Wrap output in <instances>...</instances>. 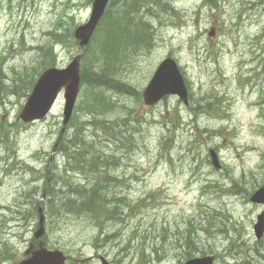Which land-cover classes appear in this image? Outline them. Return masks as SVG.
Returning <instances> with one entry per match:
<instances>
[{"label": "rangeland", "instance_id": "rangeland-1", "mask_svg": "<svg viewBox=\"0 0 264 264\" xmlns=\"http://www.w3.org/2000/svg\"><path fill=\"white\" fill-rule=\"evenodd\" d=\"M91 2L0 0L8 91L0 92V264L36 247L37 208L41 240L63 251L65 264H100L98 256L183 264L205 255L215 264H264V233L256 240L252 229L264 206L248 199L264 184V0H159L128 15L129 6L110 0L81 52L72 33ZM112 17L127 34L138 26L147 43L107 46ZM101 46L114 50V86L81 83L65 125L62 96L44 118H18L42 68L80 54L88 73L104 62ZM167 56L184 75L188 104L169 95L147 106L141 92ZM101 96L108 107L94 104ZM97 183L108 188L106 217L62 207Z\"/></svg>", "mask_w": 264, "mask_h": 264}, {"label": "water", "instance_id": "water-1", "mask_svg": "<svg viewBox=\"0 0 264 264\" xmlns=\"http://www.w3.org/2000/svg\"><path fill=\"white\" fill-rule=\"evenodd\" d=\"M109 0H93L91 12L88 20L77 26L73 31V36L78 40L82 50L85 49L98 21L102 17ZM79 56L76 55L64 68L49 67L38 76L31 92L27 96L19 113V118L25 122H32L43 118L50 110L58 92L62 90L64 100L63 105V124L69 120L76 96L79 91ZM175 94L185 104L187 103V90L183 77L171 57L164 58L156 67L150 80L142 91V98L145 104H153L164 95ZM209 156L214 167L219 168L220 164L216 152L209 149ZM252 203L264 204V185L259 187L250 196ZM39 226L34 232V238H40L44 232L42 210L38 208ZM254 234L259 239L264 230V214L260 212L256 216V222L253 225ZM32 247V246H31ZM28 248L25 253L30 255L22 259L18 264H63L65 257L59 250H48L43 247L40 241L37 249ZM101 264H110L106 259L100 257ZM183 264H213V256L207 255L198 258H191Z\"/></svg>", "mask_w": 264, "mask_h": 264}, {"label": "trees", "instance_id": "trees-1", "mask_svg": "<svg viewBox=\"0 0 264 264\" xmlns=\"http://www.w3.org/2000/svg\"><path fill=\"white\" fill-rule=\"evenodd\" d=\"M117 1L119 3L123 2L124 6H129V8L126 9V13H125L128 15L129 13H131V11L133 13V12L140 10V8L145 4L149 3V5L150 4L157 5V2L159 0H117ZM165 7L167 6L164 3H162V6L160 5V8L162 9H164ZM116 19L118 18L112 17V21L110 20V18H108L106 21L109 25L108 30L110 31V35L105 41L107 46H110L111 48H114L115 50L120 42H130V43H134L135 45H137L140 43L144 44V42L147 41L146 38L142 37L143 35L141 34V29H139L138 26L131 24L130 28L132 29V33L129 31V33L127 34L126 31L128 29L126 28L124 23H122L120 19H118V21ZM141 24L146 27L145 23L141 22ZM103 49L104 48L101 46L100 53H101V56H103L104 58V62H102L99 68L95 67L94 70L93 68H91V70L88 73H85L84 71H82L81 72V83L88 82V84H91L92 86H98V87L103 86V85L114 86V82L116 81L113 78L115 66H114V59H113L114 57H112V52L114 50L112 52H104ZM89 75L91 78L87 80V76ZM2 80H3V75L0 71V92L2 90V92L7 93L8 91L5 89ZM33 81L34 79L31 81V85ZM22 82H24V80H20L19 82L20 88L22 87ZM103 97L104 96H101L100 98H97V99H93L94 104L99 105L100 108L108 107V102ZM92 108L93 110L96 109L95 106ZM67 148L68 147H65L64 149H67ZM107 189H108L107 187L99 186V183L94 184L90 186L84 194L81 195V200L79 201V203H74V201L65 202L62 204V207H68L77 213L78 212L88 213L96 221H100L101 219L100 217L102 218L106 217V214H108L109 212L108 210L109 207L107 206L108 201L106 199Z\"/></svg>", "mask_w": 264, "mask_h": 264}, {"label": "bare ground", "instance_id": "bare-ground-1", "mask_svg": "<svg viewBox=\"0 0 264 264\" xmlns=\"http://www.w3.org/2000/svg\"><path fill=\"white\" fill-rule=\"evenodd\" d=\"M121 37V36H120ZM87 77H90V75L89 76H87ZM88 80V79H87ZM105 87V86H104ZM117 130V129H116ZM7 179V178H6ZM70 179V178H69ZM1 181V180H0ZM100 257H102V256H100ZM100 257H98V260L100 259Z\"/></svg>", "mask_w": 264, "mask_h": 264}]
</instances>
